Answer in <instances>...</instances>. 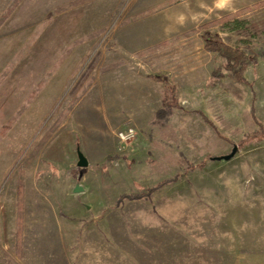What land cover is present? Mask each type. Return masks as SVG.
I'll use <instances>...</instances> for the list:
<instances>
[{"label": "rangeland", "instance_id": "obj_1", "mask_svg": "<svg viewBox=\"0 0 264 264\" xmlns=\"http://www.w3.org/2000/svg\"><path fill=\"white\" fill-rule=\"evenodd\" d=\"M255 1L0 0V264H264V57L241 84L202 37L264 53Z\"/></svg>", "mask_w": 264, "mask_h": 264}, {"label": "trees", "instance_id": "obj_2", "mask_svg": "<svg viewBox=\"0 0 264 264\" xmlns=\"http://www.w3.org/2000/svg\"><path fill=\"white\" fill-rule=\"evenodd\" d=\"M229 19H230L229 17H225L224 19H222V21H228ZM202 37L205 41V50L211 53H215L216 55H218L219 57H221L226 61L225 69L229 71L231 78H233L238 83L251 85V83H249V81L246 78V72L250 66L256 65L258 63L259 58L261 56L264 57V53L258 55L254 53H249L239 47H233L227 44L219 34H213L207 32ZM212 75L213 77L220 79L226 77L220 70L214 71ZM152 78L157 80L158 82L163 83L166 88L162 107L156 113V122L161 125H165L168 121V117L170 116L174 108L182 109V110H184V108L179 102V98L177 95V86L172 82V80L169 77L165 75H155ZM254 102H255V97L253 98L252 109H251V113L255 118ZM194 112L201 115L202 118L213 127L218 137L229 143H232L229 139H227L226 137L220 134L214 123L211 120H209V118L203 113V111L196 110ZM262 136H264V127H261L259 132L249 135L246 139L241 141L239 145L241 146L247 143L251 139H259ZM179 164L183 166L184 161H180ZM168 183H170V181L158 185L157 188H160ZM156 189L155 188L150 189L146 195L141 194L135 196H128L126 197V199H130V200H141L143 198L149 199L150 195L153 192H155Z\"/></svg>", "mask_w": 264, "mask_h": 264}, {"label": "water", "instance_id": "obj_3", "mask_svg": "<svg viewBox=\"0 0 264 264\" xmlns=\"http://www.w3.org/2000/svg\"><path fill=\"white\" fill-rule=\"evenodd\" d=\"M238 151V146H235L234 149H233V152L228 155V156H225V157H222V158H216L217 160H231L237 153ZM78 157H79V161H78V167L80 168H85L89 165V161L88 159L86 158V156L80 151L78 150ZM81 191L79 188L76 189V192H79Z\"/></svg>", "mask_w": 264, "mask_h": 264}, {"label": "clouds", "instance_id": "obj_4", "mask_svg": "<svg viewBox=\"0 0 264 264\" xmlns=\"http://www.w3.org/2000/svg\"><path fill=\"white\" fill-rule=\"evenodd\" d=\"M230 3H231V0H215V8L224 9ZM192 19L196 20L197 17L193 16ZM184 20H185V17L183 15H180L178 18V22L182 24L184 22Z\"/></svg>", "mask_w": 264, "mask_h": 264}, {"label": "crops", "instance_id": "obj_5", "mask_svg": "<svg viewBox=\"0 0 264 264\" xmlns=\"http://www.w3.org/2000/svg\"><path fill=\"white\" fill-rule=\"evenodd\" d=\"M234 1V2H237L238 3V8L237 9H240L242 7H246V6H249V0H231V2ZM264 0H257L255 2H262ZM227 6H230L232 7V4H229Z\"/></svg>", "mask_w": 264, "mask_h": 264}, {"label": "built area", "instance_id": "obj_6", "mask_svg": "<svg viewBox=\"0 0 264 264\" xmlns=\"http://www.w3.org/2000/svg\"><path fill=\"white\" fill-rule=\"evenodd\" d=\"M135 137V132L134 129L129 130V132H127L126 134H121V138L122 139H126V138H132Z\"/></svg>", "mask_w": 264, "mask_h": 264}]
</instances>
